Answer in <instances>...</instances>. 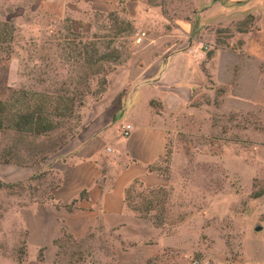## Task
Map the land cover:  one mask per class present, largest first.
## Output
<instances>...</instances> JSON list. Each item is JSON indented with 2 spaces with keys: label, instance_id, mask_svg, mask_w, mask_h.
<instances>
[{
  "label": "rangeland",
  "instance_id": "1",
  "mask_svg": "<svg viewBox=\"0 0 264 264\" xmlns=\"http://www.w3.org/2000/svg\"><path fill=\"white\" fill-rule=\"evenodd\" d=\"M37 1L0 0V21L11 19L15 26L10 58H6L5 52L0 53V99L21 86L41 88L48 84L39 85L36 77L37 69H43L47 62L40 61L35 68L30 57L35 59L39 53L49 51V41L62 29V21H46L33 7ZM171 3L166 0L165 7L162 2L167 14L163 18L153 9L146 17L129 20L135 32L144 31L146 36L137 43L134 32L126 45L131 57L138 49L146 47L152 52L161 44L185 49L188 43L205 52L200 58V64L206 67L204 83L193 88L190 101L183 108L165 113L169 117L165 150L169 160L164 161V157L156 171L162 175V186L168 193L165 224L155 227L150 219L135 215L137 221L133 224L107 228L100 222L81 236L62 226L61 230L73 236L62 242L63 248L54 244L61 234L50 245H29L28 209L47 201L57 183L52 163L74 137L80 119L65 146L48 159L32 164L25 155L26 165L0 163V183L18 184L11 188L0 186V264H39L40 248L44 264H147L148 259L149 264H192L194 260L200 264H220L241 258V226L252 224L256 228L254 223L264 220V112L225 110L230 101L226 102L225 96L232 98L235 81L233 78L224 86L215 84L210 64L217 51L229 53L234 63V55L241 53L238 33L249 30L252 22L242 26L243 31L237 26L244 19L207 22L204 35L180 37L170 15ZM151 4L160 5L159 0ZM161 32L171 36L160 39ZM36 49L38 53L34 52ZM59 63L55 62L62 68ZM91 99L94 98L88 97L85 105ZM155 103L157 110L162 109L158 101ZM8 142V135L0 133V150ZM136 190L142 191L140 187ZM249 236L261 242L264 230Z\"/></svg>",
  "mask_w": 264,
  "mask_h": 264
},
{
  "label": "crops",
  "instance_id": "2",
  "mask_svg": "<svg viewBox=\"0 0 264 264\" xmlns=\"http://www.w3.org/2000/svg\"><path fill=\"white\" fill-rule=\"evenodd\" d=\"M163 1L165 6L166 0L155 6L149 0H38L33 7L50 23L70 18L75 28L87 29L96 12H118L137 21L155 9L163 18L167 15ZM168 1L172 2L170 15L180 37L204 35L207 22H237L250 16L251 28L238 33L241 53L234 55V63L229 53L217 51L210 72L220 86L234 78L235 92L232 98L225 96L226 102L230 99L225 110L264 112V0ZM170 36L161 32L159 38ZM187 45L185 49L161 44L152 52L146 47L136 50L108 75L103 96L89 100L81 109L74 137L52 163L58 183L52 190L53 199L32 206L26 214L29 245L52 244L62 226L81 236L100 222L115 228L137 221L125 205V188L135 179L149 187L164 184L162 175L150 166L162 162L165 155L169 134L165 113L183 108L193 88L205 81L200 64L205 52L199 46ZM151 100L158 101L162 109L157 111ZM123 123L132 125L127 137L119 131ZM82 191L85 198L80 199ZM75 199V208L67 210L64 205ZM254 224L261 229L252 228V224L240 228L244 239L241 258L220 264H264V239L256 242L249 238L250 233L264 230V220Z\"/></svg>",
  "mask_w": 264,
  "mask_h": 264
},
{
  "label": "trees",
  "instance_id": "3",
  "mask_svg": "<svg viewBox=\"0 0 264 264\" xmlns=\"http://www.w3.org/2000/svg\"><path fill=\"white\" fill-rule=\"evenodd\" d=\"M152 1L155 0H149L150 3ZM251 22L250 16L246 17L239 22L238 30L243 31L242 26ZM61 23L62 29L53 34V39L49 41V51L39 53L35 59L30 57L35 68L40 61L47 62L42 64L43 69H37L36 77L39 85L48 84L41 88L21 86L13 89L5 99H0V133L9 137L8 144L0 150V163L26 165V155L32 164H37L58 152L79 123L81 108L88 97L100 99L107 89L108 75L131 57L132 52L126 45L135 32L133 22L118 12L94 13L87 29L75 28L70 18H65ZM14 37L15 26L11 19L0 21V53L5 52L7 59L12 53ZM34 52L38 53L37 49ZM56 61L61 63L62 68L55 64ZM201 69L206 74L204 64H201ZM150 104L157 110L155 100H151ZM164 157V161L169 160L168 152L165 151ZM158 166L159 163L150 168L156 172ZM16 185L0 183V186L10 188ZM137 187L142 191H137ZM52 190L47 196L49 201L53 199ZM82 198H85L84 191L80 193ZM167 199L168 193L162 185L149 187L138 179L133 180L124 191L127 208L139 218L150 219L155 227L165 224ZM75 202L76 199L64 207L72 211ZM72 238L62 229L61 236L54 240V244L63 248L62 242ZM37 260L39 264H44L42 248ZM149 263L150 259L147 260Z\"/></svg>",
  "mask_w": 264,
  "mask_h": 264
},
{
  "label": "built area",
  "instance_id": "4",
  "mask_svg": "<svg viewBox=\"0 0 264 264\" xmlns=\"http://www.w3.org/2000/svg\"><path fill=\"white\" fill-rule=\"evenodd\" d=\"M146 34L144 31H136L134 34L135 42L140 43L144 38ZM201 49V48H200ZM203 50V49H202ZM204 51V50H203ZM119 131L122 136H129L132 131V125L129 123H123L119 126ZM192 264H200L199 260H194Z\"/></svg>",
  "mask_w": 264,
  "mask_h": 264
},
{
  "label": "water",
  "instance_id": "5",
  "mask_svg": "<svg viewBox=\"0 0 264 264\" xmlns=\"http://www.w3.org/2000/svg\"><path fill=\"white\" fill-rule=\"evenodd\" d=\"M260 229H261V226H257V227H256V230H260Z\"/></svg>",
  "mask_w": 264,
  "mask_h": 264
}]
</instances>
